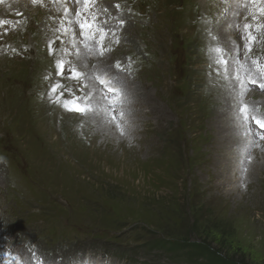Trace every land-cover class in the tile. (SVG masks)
<instances>
[{
    "label": "rangeland",
    "instance_id": "obj_1",
    "mask_svg": "<svg viewBox=\"0 0 264 264\" xmlns=\"http://www.w3.org/2000/svg\"><path fill=\"white\" fill-rule=\"evenodd\" d=\"M106 1L94 0L91 7L98 5L102 13ZM169 1L150 2L159 58L152 67L149 64L153 62L148 64L139 57L136 71L130 61L126 65L122 58L128 52L127 44L144 39L146 32L134 23L129 24L120 12L118 16L111 10L109 21L114 32L103 40L99 65L108 69L112 62L120 61L126 76L134 73L130 80L144 89L140 101L149 109V118L143 112L136 116L142 123L138 127L142 131L130 143L120 142L116 134L103 127L101 137L93 138L94 146L87 148L88 144L71 135V146L67 147L42 120L25 117L10 106L13 97L20 94L19 86L38 101L42 83L46 85L40 79L45 70L40 73L42 68L51 66L50 60L49 66L47 58L40 62L0 58V143L22 167H33L36 176L32 172L31 175L42 188L35 187L26 176L21 178L18 191L30 193L25 198L26 206L14 208L12 220L19 226L15 232L18 234L20 226L45 221L52 223L54 234L94 231L118 235L128 228L135 236L130 241L133 245H146L152 236L166 240L174 237L204 243L229 263L264 264V149L253 156L245 189L225 190L219 143L231 142L236 137L235 130L222 133L227 124L225 118L215 115L199 94V79L194 71L195 31L177 25ZM28 3L25 0L0 3V24L16 20V32L8 36L6 43L10 47L27 45L33 52L42 49L47 32L55 35L61 30L67 13L58 0ZM97 50L99 53L101 49ZM184 61L191 64L190 88L179 84V78L187 72L182 69ZM139 62L144 68L139 67ZM77 65L87 73L89 66H96L90 62ZM84 80L85 76L80 96ZM51 90L47 86L44 95L50 102L57 96L62 99L70 94L63 89L48 94ZM254 100L264 108V94ZM94 134L95 131L90 136ZM223 172L230 174L228 169ZM6 181L9 182L7 178L0 180V203L8 210L14 205L8 203L11 188ZM22 197L19 195L17 201H22ZM33 232L28 227L24 239L28 240ZM38 236L36 233V241ZM40 247L49 253L54 251L47 245ZM143 251L154 262L170 256L161 250ZM183 253L185 249L171 255L179 258ZM186 258L179 260L188 264L197 261Z\"/></svg>",
    "mask_w": 264,
    "mask_h": 264
},
{
    "label": "snow or ice",
    "instance_id": "obj_2",
    "mask_svg": "<svg viewBox=\"0 0 264 264\" xmlns=\"http://www.w3.org/2000/svg\"><path fill=\"white\" fill-rule=\"evenodd\" d=\"M76 2L88 4L89 0H76ZM91 2L94 3V0H91ZM252 2L255 3L256 0H252ZM260 2L264 3V0H260ZM116 7H119V5H117ZM104 11H107V9H105ZM260 12L264 14V8H261ZM78 15H80L81 17L80 20L77 22L80 32L84 35L85 40H91L96 45H99L101 50L98 53V55H103V40L106 38L107 33L112 31L111 26L108 25L107 20L103 22H98L97 15L94 13L88 16H85L83 14H78ZM245 28L249 29L251 28V25H245ZM247 35L250 40L254 39L251 36V33H248ZM85 47L88 48V45L85 44ZM89 51H91V49H89ZM212 51L218 54V60H217L218 63H220L222 66L228 65L229 61L225 59V56L227 55V53H225L223 49H221L220 47H216L212 49ZM232 60L233 62L236 61L235 55H233ZM59 66L61 68V75H63L64 74L63 62H61ZM115 68L117 71L113 73L111 80H116L117 83L122 84L123 81H121L119 78V71H122L119 63L115 65ZM239 68H243V65H239ZM97 71L100 72V75L92 74L88 77V80L91 83V88L93 89L96 88L95 83H92V82L99 81L101 84L105 85V88L107 89L108 92H113L114 88L112 86L111 80L104 79V77L108 74V72L111 71V66H109V68L106 70H101L98 67ZM257 71L259 73L258 79L256 78V73H250L249 76L246 77V79H249L250 82L253 85H256L259 89L264 90V67L259 68ZM71 72H72L71 78H74L77 80H79V78L82 75L81 73L76 72L74 69H72ZM237 79H239V77H237ZM62 87H63L62 85H56L55 87L52 88V92L55 94L57 93V90ZM97 91L99 92L100 90L97 89ZM103 98H104L103 95H98L96 100L99 103L100 101L103 100ZM65 107H67L69 111H74L81 115L86 114L88 111H91V106L84 105L83 100H80L79 102L76 99L71 100L68 102V104L65 105ZM240 110L244 112V116L242 117V125L244 128V131L242 132V135L249 137L247 144H246V154L244 155V159H243V163L245 167H243L242 169V171L246 173L248 170L247 165L251 163V149L253 147H257L258 143L256 139L252 138L251 129L248 127V120L250 116V113L248 111V106L244 105L243 109H240ZM121 115L123 114L121 113ZM112 119H116L115 115H113ZM251 119L255 122L256 125L259 126L260 129H264V119H260L254 114L251 115ZM260 139H264V135H261ZM13 260L18 261L19 256L13 255ZM32 261H35L36 264H43V261H41L40 258L37 257L34 253L32 254V256L28 258L25 264H32Z\"/></svg>",
    "mask_w": 264,
    "mask_h": 264
},
{
    "label": "trees",
    "instance_id": "obj_3",
    "mask_svg": "<svg viewBox=\"0 0 264 264\" xmlns=\"http://www.w3.org/2000/svg\"><path fill=\"white\" fill-rule=\"evenodd\" d=\"M172 237V236H168ZM155 239L154 237L152 238ZM155 244H160L164 248H168L170 252H178L185 249L186 259L196 258L199 264H238L229 263L227 259L218 256L211 248L207 247L204 243L188 242L187 240L172 237L169 240L155 239ZM179 256V255H178Z\"/></svg>",
    "mask_w": 264,
    "mask_h": 264
},
{
    "label": "bare ground",
    "instance_id": "obj_4",
    "mask_svg": "<svg viewBox=\"0 0 264 264\" xmlns=\"http://www.w3.org/2000/svg\"><path fill=\"white\" fill-rule=\"evenodd\" d=\"M54 2H55V0H53ZM28 4H30V5H32L33 4V1H31V2H29ZM44 6V5H43ZM63 6V5H62ZM9 9V8H8ZM57 9V8H56ZM37 10H38V8H37ZM41 14V13H40ZM262 101V100H261ZM220 117V116H219ZM223 131H222V133L224 132H231V131H234L235 129L234 128H232L231 126H229L228 124H226V127L224 128V129H222ZM102 131V130H101ZM105 134V133H104ZM114 135V134H113ZM107 136V135H106ZM110 137H112V135L110 136ZM116 139V138H115ZM107 140V139H106ZM112 140V139H111ZM114 141V140H113ZM107 142V141H106ZM120 144V147H121V143H119ZM107 145H109V144H107ZM114 146H116L117 147V145H114Z\"/></svg>",
    "mask_w": 264,
    "mask_h": 264
}]
</instances>
